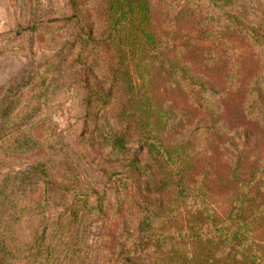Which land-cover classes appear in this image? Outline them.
I'll return each instance as SVG.
<instances>
[{"label":"trees","instance_id":"16d2710c","mask_svg":"<svg viewBox=\"0 0 264 264\" xmlns=\"http://www.w3.org/2000/svg\"><path fill=\"white\" fill-rule=\"evenodd\" d=\"M11 1L17 35L58 52L0 95V167L38 155L1 184L0 264H86L98 216L115 225L105 264H264L251 142L264 132V20L245 17L264 0H186L165 18L152 0H67L56 18ZM66 81L85 116L71 146L52 122ZM214 190L234 197L222 212Z\"/></svg>","mask_w":264,"mask_h":264},{"label":"rangeland","instance_id":"374dc122","mask_svg":"<svg viewBox=\"0 0 264 264\" xmlns=\"http://www.w3.org/2000/svg\"><path fill=\"white\" fill-rule=\"evenodd\" d=\"M44 12L49 14L55 11L52 18L58 13H67V0H39ZM158 16L165 18L175 15L184 5L186 0H152ZM198 14V11H196ZM245 17L253 22L264 20V2L246 11ZM48 16L44 19L47 20ZM20 8H16L11 0H0V95L3 89L12 84L25 80L36 65H42L47 59L54 56L58 49L46 47L40 37L32 30H26L22 35H17L20 21ZM72 28L64 31L63 35H71ZM245 73H249L245 70ZM76 85L66 81L57 87L56 95L51 101L52 122L57 132L62 136L63 142L72 145L84 129V113L81 106V96ZM41 122L35 124L39 128ZM261 133V132H260ZM255 143V154L264 158V132L257 137H251ZM38 155H26L15 162L4 164L0 167V188L7 174L26 170L37 162ZM101 166H106L102 161ZM110 209H114V191L108 190ZM234 197L230 192H217L210 195L214 200L215 209L224 211L229 200ZM50 213L56 216L60 213L55 206H50ZM114 236V237H113ZM115 225L107 228L105 219L98 216L90 221L85 238L86 264H105L114 258L116 251ZM110 264H115L114 262Z\"/></svg>","mask_w":264,"mask_h":264}]
</instances>
